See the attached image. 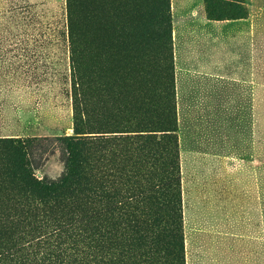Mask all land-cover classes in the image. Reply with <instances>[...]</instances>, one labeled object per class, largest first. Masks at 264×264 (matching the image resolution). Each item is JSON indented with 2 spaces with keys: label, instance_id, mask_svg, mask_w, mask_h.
Masks as SVG:
<instances>
[{
  "label": "rangeland",
  "instance_id": "1",
  "mask_svg": "<svg viewBox=\"0 0 264 264\" xmlns=\"http://www.w3.org/2000/svg\"><path fill=\"white\" fill-rule=\"evenodd\" d=\"M155 2L83 0L79 49L87 37L92 49L110 45L99 43L113 20V54L142 52L134 30ZM210 2L233 10L210 19ZM169 13L185 262L264 264V0H169ZM67 26L66 0H0V139L33 141L41 181L65 173L60 139L74 135ZM129 60L154 90L158 65Z\"/></svg>",
  "mask_w": 264,
  "mask_h": 264
},
{
  "label": "trees",
  "instance_id": "2",
  "mask_svg": "<svg viewBox=\"0 0 264 264\" xmlns=\"http://www.w3.org/2000/svg\"><path fill=\"white\" fill-rule=\"evenodd\" d=\"M82 2L66 0L74 135L60 139L65 173L39 180L33 141L0 139V264H186L169 0L134 30L145 49L116 54L113 20L99 43L110 45L92 49L87 37L79 49ZM218 7L233 10L210 2V19H223ZM130 58L158 65L154 90Z\"/></svg>",
  "mask_w": 264,
  "mask_h": 264
},
{
  "label": "crops",
  "instance_id": "3",
  "mask_svg": "<svg viewBox=\"0 0 264 264\" xmlns=\"http://www.w3.org/2000/svg\"><path fill=\"white\" fill-rule=\"evenodd\" d=\"M216 236L221 238L223 235L219 234V235H216ZM219 249H221V247L220 248H216V250H219Z\"/></svg>",
  "mask_w": 264,
  "mask_h": 264
}]
</instances>
